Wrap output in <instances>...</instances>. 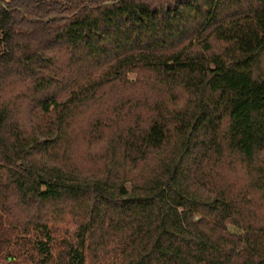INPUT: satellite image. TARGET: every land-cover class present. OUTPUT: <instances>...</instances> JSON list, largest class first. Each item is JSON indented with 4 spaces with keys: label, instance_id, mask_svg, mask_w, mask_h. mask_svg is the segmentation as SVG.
<instances>
[{
    "label": "trees",
    "instance_id": "1",
    "mask_svg": "<svg viewBox=\"0 0 264 264\" xmlns=\"http://www.w3.org/2000/svg\"><path fill=\"white\" fill-rule=\"evenodd\" d=\"M4 227L42 264H264V0H0Z\"/></svg>",
    "mask_w": 264,
    "mask_h": 264
},
{
    "label": "rangeland",
    "instance_id": "2",
    "mask_svg": "<svg viewBox=\"0 0 264 264\" xmlns=\"http://www.w3.org/2000/svg\"><path fill=\"white\" fill-rule=\"evenodd\" d=\"M73 151L74 159L82 169H94V167L91 165V162L87 158L86 152L82 148V144H79L78 142L77 148H74ZM7 230L8 229L5 227L0 228V241L4 243L3 247L6 249L5 252L0 256V264H42L40 262L41 259H39V256L33 254V251L24 240L14 237L13 235L9 234ZM55 230V236L60 247L59 250L64 248V243L66 241L75 243L77 226L71 218L67 217L65 220L59 222L55 226ZM9 238H12L13 242L11 245L7 246L6 241H8ZM59 250H56L55 253H58ZM89 263H91V259H88L87 264Z\"/></svg>",
    "mask_w": 264,
    "mask_h": 264
}]
</instances>
